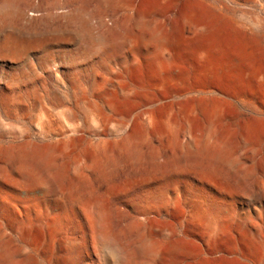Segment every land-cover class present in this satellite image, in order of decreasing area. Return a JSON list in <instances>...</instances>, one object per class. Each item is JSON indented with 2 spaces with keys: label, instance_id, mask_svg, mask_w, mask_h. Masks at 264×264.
<instances>
[{
  "label": "rangeland",
  "instance_id": "rangeland-1",
  "mask_svg": "<svg viewBox=\"0 0 264 264\" xmlns=\"http://www.w3.org/2000/svg\"><path fill=\"white\" fill-rule=\"evenodd\" d=\"M14 2L34 15L0 16V236L15 260L105 264L99 211L122 264H264V0ZM78 9L124 46L89 49L66 19ZM28 142L72 144L55 191L11 160Z\"/></svg>",
  "mask_w": 264,
  "mask_h": 264
},
{
  "label": "bare ground",
  "instance_id": "bare-ground-1",
  "mask_svg": "<svg viewBox=\"0 0 264 264\" xmlns=\"http://www.w3.org/2000/svg\"><path fill=\"white\" fill-rule=\"evenodd\" d=\"M0 8H1V6H0ZM73 11L69 16L66 17V19H68L69 21H74V23L79 25V28L81 29L80 31H81V33L84 37V40H85L87 46L89 47V49H91L92 51L93 50H99V51L103 52L106 48H108L110 46H114L116 48L124 46V43L115 42L116 41V39L114 37L115 35L113 37L112 36L109 37L108 34H106L105 32L97 30L93 26L92 18L90 17L88 12H86L84 10H80V9L75 10L74 12ZM0 13L1 14L3 13L2 15L0 14V16H6L10 20L15 17V18H21V19L25 18L27 21L31 22L32 19L34 18L33 17L34 15L32 17L28 16L26 8L17 6L16 3L14 2V0L6 1V4ZM37 18H40V17H37ZM9 19H8V21H9ZM35 20H37V19H35ZM2 21H1V23H2ZM6 21H7V19H6ZM198 27L199 26L197 25L195 28H198ZM173 32H174V34L173 33L172 34L174 35V38H175V36H176V38H175V41H172V42H175L177 45L180 44L182 46L187 43V40L184 38V36L181 34V32L179 30H176ZM200 32H202V31H200ZM197 37H198V34L196 35V38ZM160 38H158V39H160ZM160 40H159V42H160ZM165 41H166L165 43H169V42H171V38L167 37L165 39ZM177 49H178V47H177ZM140 50H142V49H140ZM162 50H163V48H162ZM135 52H136V50H135ZM158 52L156 54H154L153 56H148V58L146 57V58L141 59L135 63L131 61L132 63H134L132 66L138 69L142 63H148L149 67H150V65L153 66L154 64H157V61H159V59L161 58V55ZM139 53H138V55H139ZM150 55H152V54H150ZM132 58L134 60V56ZM152 66L150 68H152ZM153 68H154V66H153ZM88 113L93 115L94 109L91 107L88 108ZM155 124H156V122L154 123V126H155ZM152 125H153V123H152ZM125 144H126V142H125ZM208 144L210 145L211 143H208ZM131 147H132V145H131ZM71 148H72L71 143H67V144L60 145V146H52V145L41 146L40 144H37L34 142H28V143L23 144V146L20 149H18L16 153L11 152L10 158L12 161L17 163L18 166L20 168H22L25 173L29 174L33 179H35L33 182L36 183L38 186L42 187L46 191H55L57 189L56 181L58 180L60 175L65 173L67 171L68 167H70L66 161H62V162L58 163L57 159L59 156L64 158L68 154V152L70 151ZM208 148H209V146H208ZM211 149H213V148H211ZM218 149H220V148H218ZM201 218L207 220L208 226L214 225L213 224L214 223V220H213L214 217L212 216L209 209L207 210V214L204 213L201 215ZM95 219H96L95 222H96L97 227H98V230H97L98 239L102 242V244L105 245V247L107 249V252L101 253L102 261L105 264H122L123 260H124L123 251L120 249V247L116 243V241H114V239L109 235V233L106 232L104 218H103V215L99 211L96 213ZM249 236H250L249 231H246L245 237L247 238ZM249 239H251V238H249ZM257 241H259V240H257ZM10 247H12V246H10ZM145 248H146L145 246L141 245V246H139L138 251L141 253L145 252ZM152 249H154L153 246H152ZM177 250H178L177 245L169 244V245L161 248L157 252V257L159 258L160 261L165 260L166 258L171 257L175 252H177ZM64 262H66V259L64 260ZM0 264H22V263L17 262L15 260L14 253H12L10 251L8 243L5 242L3 240V238H1V236H0Z\"/></svg>",
  "mask_w": 264,
  "mask_h": 264
}]
</instances>
